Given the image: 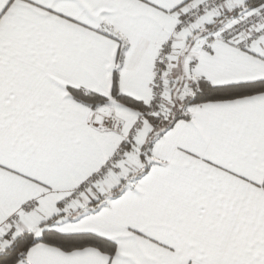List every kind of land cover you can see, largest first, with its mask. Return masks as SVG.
Listing matches in <instances>:
<instances>
[{
	"label": "snow or ice",
	"instance_id": "6c2138e0",
	"mask_svg": "<svg viewBox=\"0 0 264 264\" xmlns=\"http://www.w3.org/2000/svg\"><path fill=\"white\" fill-rule=\"evenodd\" d=\"M0 264H264V0H0Z\"/></svg>",
	"mask_w": 264,
	"mask_h": 264
}]
</instances>
